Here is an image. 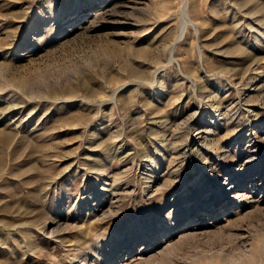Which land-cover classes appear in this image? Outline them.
<instances>
[{
    "label": "rangeland",
    "instance_id": "1",
    "mask_svg": "<svg viewBox=\"0 0 264 264\" xmlns=\"http://www.w3.org/2000/svg\"><path fill=\"white\" fill-rule=\"evenodd\" d=\"M0 264H264V0H0Z\"/></svg>",
    "mask_w": 264,
    "mask_h": 264
},
{
    "label": "bare ground",
    "instance_id": "2",
    "mask_svg": "<svg viewBox=\"0 0 264 264\" xmlns=\"http://www.w3.org/2000/svg\"><path fill=\"white\" fill-rule=\"evenodd\" d=\"M91 1H87L86 3H84V5L83 6H77V7H73V8H71V9H69V11H70V14L68 15V21L65 23V24H71V25H74L76 22L78 23V25L76 26L77 28H78V26H79V24L81 23V21L83 20V19H86L87 17L89 18V16H91L92 14H86V15H88V16H86V15H83L82 13H84V12H86V11H88L89 12V10L90 9H92V8H88V6L89 5H91ZM103 4V3H102ZM82 7H84V9H82V11L81 12H79V11H76V9H81ZM103 7V6H102ZM64 11V10H63ZM72 11V12H71ZM82 14V15H81ZM93 16V15H92ZM81 17V18H80ZM58 18V20H59V16L57 17ZM69 26L70 25H68V28H69ZM66 33V32H65ZM64 33V34H65ZM63 34V35H64ZM21 56V55H20ZM7 98V97H6ZM11 101V100H10ZM9 105V104H8ZM14 106V105H13ZM2 107H4V106H2ZM6 107V106H5ZM9 109V107L7 106L6 108H5V110L4 111H2V113H1V117L3 118V119H5V123H6V126H8V127H10V129H12V128H14L15 129V132H17V134H18V131L20 130L19 129V127L20 126H18V124H19V122H20V117H17L18 118V120H15L14 119V116L13 115H11L10 113H11V111H9L8 110ZM17 130V131H16ZM13 132H14V130H13ZM14 132V133H15ZM16 134V133H15ZM14 134V135H15Z\"/></svg>",
    "mask_w": 264,
    "mask_h": 264
}]
</instances>
